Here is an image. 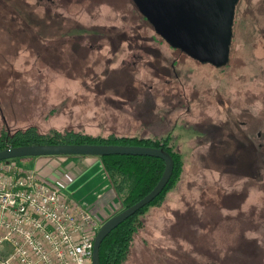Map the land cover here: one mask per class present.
<instances>
[{
    "label": "rangeland",
    "instance_id": "rangeland-1",
    "mask_svg": "<svg viewBox=\"0 0 264 264\" xmlns=\"http://www.w3.org/2000/svg\"><path fill=\"white\" fill-rule=\"evenodd\" d=\"M13 2L26 26L8 7L0 136H172L182 175L141 215L124 264H264V0L238 6L223 67L172 49L132 0Z\"/></svg>",
    "mask_w": 264,
    "mask_h": 264
},
{
    "label": "built area",
    "instance_id": "built-area-1",
    "mask_svg": "<svg viewBox=\"0 0 264 264\" xmlns=\"http://www.w3.org/2000/svg\"><path fill=\"white\" fill-rule=\"evenodd\" d=\"M54 172L0 161V264H93L106 221L67 194L66 176Z\"/></svg>",
    "mask_w": 264,
    "mask_h": 264
},
{
    "label": "water",
    "instance_id": "water-1",
    "mask_svg": "<svg viewBox=\"0 0 264 264\" xmlns=\"http://www.w3.org/2000/svg\"><path fill=\"white\" fill-rule=\"evenodd\" d=\"M240 0H133L159 36L189 57L216 67L229 64L236 9ZM50 155H133L164 160L165 170L157 185L141 200L108 219L95 236L93 264H101L103 241L123 221L153 202L171 180L175 161L164 148L117 144L40 143L0 150V161Z\"/></svg>",
    "mask_w": 264,
    "mask_h": 264
},
{
    "label": "trees",
    "instance_id": "trees-1",
    "mask_svg": "<svg viewBox=\"0 0 264 264\" xmlns=\"http://www.w3.org/2000/svg\"><path fill=\"white\" fill-rule=\"evenodd\" d=\"M13 1L14 0H0V25H6V23L12 25L11 22L8 23V21L12 19L9 20V16H6L7 14L5 12L8 11V7L13 10ZM13 11L15 12V15L21 18V22L15 20V24L16 26H18V23L20 22L21 27L19 29H22V27L26 26V19L22 18L18 8ZM118 37L119 36H117V38ZM122 37L128 38L126 37L125 32H123ZM130 37L132 41L138 38L136 37V35ZM91 39L93 41V45H95L96 42L99 41L98 39H96V37H94V39ZM172 139V136L139 137L130 135H118L116 133H111L107 136L92 135L83 132H77L74 130H67L64 132L53 130V132H51V135H47L45 133H39L37 128L32 126L25 130H17L11 134H8L7 132H5V134H1L0 150L6 149L8 147H19L21 145L29 144L70 143L152 146L164 148L169 151L170 154H172V156L174 157L175 169L174 174L171 180H169L170 182L166 186L164 191L160 193V195L149 205L143 207V209H141L138 213L129 217L127 221H123V223H121L109 235H107L108 237L102 243V247L100 249L101 264H124V261L127 260L131 251L135 236L134 234H136L139 226L141 225V215L145 214L149 207L160 205L164 201L166 193L175 186L178 179H180L182 175L184 168L183 155L181 154V152L175 149L173 141H171ZM97 157H100V159L102 160L104 170L107 172L111 183L113 184V187L122 197V203L124 206L123 209L134 205L143 197H145L146 194L150 193L159 182L158 180L161 179L165 170L164 166H166L163 159L152 156L108 155Z\"/></svg>",
    "mask_w": 264,
    "mask_h": 264
},
{
    "label": "crops",
    "instance_id": "crops-1",
    "mask_svg": "<svg viewBox=\"0 0 264 264\" xmlns=\"http://www.w3.org/2000/svg\"><path fill=\"white\" fill-rule=\"evenodd\" d=\"M27 161L30 168H39L46 175L54 174L56 170L67 172L66 187L70 189L71 196L78 199L86 207L92 208L105 221L119 210L121 199L113 194L114 188L111 180L104 170L100 157L97 156H36L19 159L23 165ZM25 166V165H24ZM75 167L80 168L78 173ZM70 175V176H69ZM81 175V176H80ZM80 177V178H79Z\"/></svg>",
    "mask_w": 264,
    "mask_h": 264
},
{
    "label": "flooded vegetation",
    "instance_id": "flooded-vegetation-1",
    "mask_svg": "<svg viewBox=\"0 0 264 264\" xmlns=\"http://www.w3.org/2000/svg\"><path fill=\"white\" fill-rule=\"evenodd\" d=\"M132 2H133V0H132ZM241 2H242V0H240L239 3H238V5L236 6V7H237V9H236V13H237V14H238V10H239V7H238V6L241 4ZM248 10L250 11L251 9L248 8ZM142 16L145 17L144 15H142ZM235 19H236V17H235ZM235 19H234V20H235ZM145 20L148 21L146 17H145ZM148 22H149V21H148ZM234 32H235V31H234ZM234 32H233V33H234ZM162 39H163V38H162ZM163 40H164L165 42H167L165 39H163ZM167 43H168V42H167ZM168 44H169V43H168ZM169 45H170V44H169ZM170 46H171V45H170ZM171 47H172V46H171ZM172 49H176V48L172 47ZM176 50L181 51L180 49H176ZM181 52H182V51H181ZM182 53H184V52H182ZM184 54H185V53H184ZM187 56H188V55H187ZM195 61H196V60H195ZM198 62H199V61H198ZM260 153H261L260 156H262L263 153H262V152H260Z\"/></svg>",
    "mask_w": 264,
    "mask_h": 264
},
{
    "label": "bare ground",
    "instance_id": "bare-ground-1",
    "mask_svg": "<svg viewBox=\"0 0 264 264\" xmlns=\"http://www.w3.org/2000/svg\"><path fill=\"white\" fill-rule=\"evenodd\" d=\"M19 159V158H18Z\"/></svg>",
    "mask_w": 264,
    "mask_h": 264
}]
</instances>
